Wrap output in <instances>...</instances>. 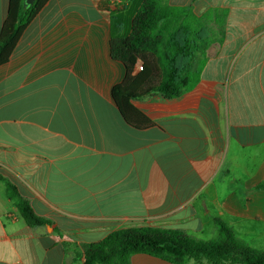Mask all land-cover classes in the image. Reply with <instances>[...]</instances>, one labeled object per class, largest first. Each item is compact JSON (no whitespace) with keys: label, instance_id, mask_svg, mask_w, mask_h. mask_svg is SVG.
I'll use <instances>...</instances> for the list:
<instances>
[{"label":"crops","instance_id":"0c3cea01","mask_svg":"<svg viewBox=\"0 0 264 264\" xmlns=\"http://www.w3.org/2000/svg\"><path fill=\"white\" fill-rule=\"evenodd\" d=\"M165 1L214 11L200 81L179 98L113 94L161 81L152 54L111 57L131 0H38L4 49L0 166L15 181L0 174L52 225L28 226L0 181V264H71L74 246L131 227L214 240L216 220L264 250V0ZM17 5L0 0V39ZM131 264L173 263L139 253Z\"/></svg>","mask_w":264,"mask_h":264},{"label":"trees","instance_id":"16d2710c","mask_svg":"<svg viewBox=\"0 0 264 264\" xmlns=\"http://www.w3.org/2000/svg\"><path fill=\"white\" fill-rule=\"evenodd\" d=\"M18 0L16 22L0 39V58L35 9ZM214 11L197 16L190 6H174L165 0H131L127 13L113 19L110 39L111 57L126 62L136 55L152 54L161 70V81L143 95L121 89L113 94L127 102L160 94L175 99L200 81L204 54L211 43L206 21ZM226 15L219 14V20ZM6 196L13 202L28 226H50L49 219L37 215L18 187L4 175ZM219 237L200 240L180 230L131 227L117 230L103 240L74 246L71 264H131L134 254H147L173 264H264V250H257L238 238L226 223L216 220Z\"/></svg>","mask_w":264,"mask_h":264},{"label":"rangeland","instance_id":"374dc122","mask_svg":"<svg viewBox=\"0 0 264 264\" xmlns=\"http://www.w3.org/2000/svg\"><path fill=\"white\" fill-rule=\"evenodd\" d=\"M4 163H6L9 167H11L13 169L14 167V164H13V159L12 157H9V159L5 160ZM0 171L4 172V173H7L8 175H12L14 181H15V175L13 173V170L11 171H8L4 166H0ZM23 171V170H22ZM21 170H18L19 174H28V173H22ZM24 171H29V169H25ZM10 173V174H9ZM56 217V215L54 216V218ZM59 219L60 222H64L66 223V220L64 218H61L60 217H56Z\"/></svg>","mask_w":264,"mask_h":264},{"label":"water","instance_id":"95a60500","mask_svg":"<svg viewBox=\"0 0 264 264\" xmlns=\"http://www.w3.org/2000/svg\"><path fill=\"white\" fill-rule=\"evenodd\" d=\"M36 0H25V5H32V4H34V2H35ZM48 228L49 229H51V226H48Z\"/></svg>","mask_w":264,"mask_h":264}]
</instances>
